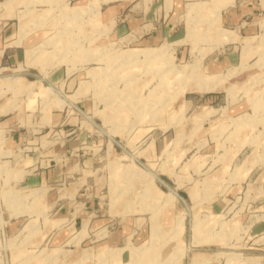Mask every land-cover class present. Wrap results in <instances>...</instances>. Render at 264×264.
<instances>
[{
  "label": "rangeland",
  "instance_id": "1",
  "mask_svg": "<svg viewBox=\"0 0 264 264\" xmlns=\"http://www.w3.org/2000/svg\"><path fill=\"white\" fill-rule=\"evenodd\" d=\"M241 1L0 0V264H264V0L244 35L221 19ZM132 11L170 29L159 48L115 32ZM45 168L52 208L26 185ZM71 197L96 205L52 224Z\"/></svg>",
  "mask_w": 264,
  "mask_h": 264
},
{
  "label": "crops",
  "instance_id": "2",
  "mask_svg": "<svg viewBox=\"0 0 264 264\" xmlns=\"http://www.w3.org/2000/svg\"><path fill=\"white\" fill-rule=\"evenodd\" d=\"M260 9L262 10V7H259V3H253V2H248L244 4V0L236 3L234 5L229 6L228 8H224L221 12V19H222V25L226 26V27H230V28H234L236 30V32H240L241 34L244 35V33L246 34H250V33H258L263 30L262 28V24L260 22V20L262 19L261 15L262 12L260 11ZM132 10V8L130 9V11ZM125 12V6L124 4H120V5H115V6H111L110 11L108 10V12H104V14H107L108 16H113L116 15L118 13H123ZM126 14V13H125ZM145 15V17H144ZM264 23V22H263ZM165 24V23H164ZM163 23L158 24V23H152L149 21V19L146 17V14L142 12H138V11H132L128 14L125 15L124 19H121L120 21H117L116 26L114 28L116 33H125L126 31L130 30V31H136L139 30L140 32H145L144 34V45L145 47H142L141 49H146L149 51V49H155L156 47H160L159 45H161V43H159L160 41H162L163 37H164V33L170 29H168L166 27V24L164 25ZM175 26V24H172V27ZM242 35V38L244 37ZM236 45H234L233 47H235ZM130 51H134L129 49ZM127 50V51H129ZM152 51V50H151ZM126 52V51H125ZM129 57V56H127ZM218 58V57H217ZM221 59V60H220ZM219 60L220 63H225V64H237V63H242V58L237 56V53H235V51L231 50L230 52H226L225 55L219 56ZM60 74L57 73L56 71L51 73L50 78L52 79H60ZM10 123H8L7 121H3L1 123V127H7ZM25 138V135L22 134V132H15L11 137H8L6 139V143L7 144H11L14 145L16 143L22 142V140ZM36 140L40 139L35 137ZM249 139H247V137L244 135V143L247 142ZM75 142H78V139H75L74 141H72V143L75 144ZM69 143H71V141H69ZM242 144V142L240 143ZM72 145V144H71ZM253 157L252 154L251 155H247L246 157L243 158V168L245 170H251V166H252V161ZM138 172V171H136ZM57 172L55 168H45L44 170L40 171L39 173L33 174L30 177H27V184L29 187H35V191L40 190L42 192H44V194L39 195V199L40 197H42L43 199L41 200V202L45 203V207L48 208H52L55 206V203L53 202L55 200V192H52V186H51V182H53V180H55V178L57 177ZM264 175H260L261 178V182L264 181ZM150 179V178H149ZM48 181V182H47ZM149 185V184H148ZM178 185L174 187V189H177ZM260 189V188H259ZM170 193H174L175 195L176 192H174L173 190L169 189ZM36 191V192H37ZM186 191L189 194V197L196 202V197H195V192L193 191V189H186ZM260 192V191H259ZM174 194H172V197L175 196ZM71 195H73V193L71 192ZM169 198V197H168ZM167 198V200H169ZM229 202L228 197H223L218 201H214L212 204L210 205V208L212 209L211 211H213V213H218V212H222L223 209L227 206ZM95 203L94 202H89L86 201L85 203H81V202H74V198L71 197V199H67L66 201H64L61 206L59 208H57V211L55 212V216H54V220L52 221L53 223H59V222H65L67 219H71L70 223L71 224H78V223H83L84 219L86 216H88V211L91 208L95 207ZM77 208H80L81 211L77 214ZM181 222V219L179 220ZM67 222V221H66ZM180 227L181 224H180ZM179 227V228H180ZM264 227V225H263ZM262 227V228H263ZM195 228V227H194ZM261 227H256V231H259L262 229ZM146 249V247L144 249H141L142 251H144ZM89 249L87 250H83L82 254L83 255H87L89 256ZM114 251L110 248L107 247H101L97 250V254L99 255V257H111L113 255ZM153 255V254H152ZM104 256V257H103ZM202 255L199 253H195L193 255V264L197 263V259L200 258ZM152 257V256H151ZM181 258V256H180ZM179 260V258H178Z\"/></svg>",
  "mask_w": 264,
  "mask_h": 264
},
{
  "label": "bare ground",
  "instance_id": "3",
  "mask_svg": "<svg viewBox=\"0 0 264 264\" xmlns=\"http://www.w3.org/2000/svg\"><path fill=\"white\" fill-rule=\"evenodd\" d=\"M147 55L149 54V53H146ZM202 86V85H201Z\"/></svg>",
  "mask_w": 264,
  "mask_h": 264
}]
</instances>
